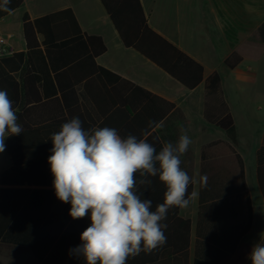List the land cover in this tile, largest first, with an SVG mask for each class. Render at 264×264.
I'll list each match as a JSON object with an SVG mask.
<instances>
[{
  "label": "trees",
  "instance_id": "1",
  "mask_svg": "<svg viewBox=\"0 0 264 264\" xmlns=\"http://www.w3.org/2000/svg\"><path fill=\"white\" fill-rule=\"evenodd\" d=\"M100 1L125 47L187 89L202 82V65L148 25L140 0ZM22 3L11 0V11L0 10V19ZM22 31L26 50L8 49L10 54L0 57V90L7 91L23 128L20 135L5 139L10 167L0 174V245L28 252L35 264H85L70 250L81 244L80 235L90 226V217L72 219L70 203L55 195L48 163L52 134L79 117L85 130L112 127L122 138L132 134L145 139L158 153L163 145L154 128L174 111V104L99 66L96 58L106 51L103 40L83 32L70 8L36 19L24 14ZM258 34L264 44V22ZM241 61L232 52L224 64L234 69ZM205 90L204 117L224 131L227 141L217 140L201 149L200 176L208 180L206 187L198 185L192 264H223L252 227L253 203L243 159L234 148V120L217 73L206 79ZM149 121L154 124L149 126ZM255 163L264 200V141L255 152ZM140 178L137 173V181ZM138 188L141 191L144 186L138 184ZM192 189L190 184L189 195ZM179 222L184 237L178 246L169 241L155 252L129 257L127 264H167L158 257L164 250L177 255L174 264H189L190 220Z\"/></svg>",
  "mask_w": 264,
  "mask_h": 264
},
{
  "label": "crops",
  "instance_id": "2",
  "mask_svg": "<svg viewBox=\"0 0 264 264\" xmlns=\"http://www.w3.org/2000/svg\"><path fill=\"white\" fill-rule=\"evenodd\" d=\"M140 3L148 25L202 65L203 80L195 88L187 89L137 51L125 47L100 0H23L19 8L0 19V35L6 38V47L9 50L25 51L22 31L24 14L36 19L70 8L83 32L102 38L106 51L96 58L99 66L174 104V111L168 114L154 131H157L164 145L166 142L175 143L181 134V128L187 130L192 144L187 153L181 156V167L197 181L200 176L202 147L217 140L227 141L224 131L204 117L205 81L210 75L217 73L221 80L223 99L234 120L237 140L234 148L243 159L245 179L251 195L248 169L242 154L233 110L237 105L242 108L249 107L252 93L264 95V44L260 42L258 34V28L264 22V0H140ZM232 52H237L242 61L234 69H228L224 60ZM229 80L238 87L234 91L235 95L226 90V81ZM263 141L264 132L261 143ZM9 167L6 163L4 168ZM232 167L237 168L235 163H232ZM3 171L0 169V174ZM148 178L152 183L144 186L140 192L142 198L152 201L154 211L158 204L164 202L166 187L159 181L158 176ZM254 178L256 181V163ZM198 185L199 183L192 184V191H198ZM259 195L262 203L257 207L251 195L253 222L250 231L240 241L235 253L223 264H251L248 258L250 252L248 253L247 249H252L257 242L264 243V200L260 191ZM197 211L198 199L193 200L187 208L169 209L167 218L163 221L167 224L166 243L174 241L178 246L184 237L183 223L179 220H190L189 264H192L193 259ZM255 215L260 220L256 231ZM176 256L167 250L158 254V257L166 259L167 264H174ZM31 258L33 260L32 256Z\"/></svg>",
  "mask_w": 264,
  "mask_h": 264
},
{
  "label": "clouds",
  "instance_id": "3",
  "mask_svg": "<svg viewBox=\"0 0 264 264\" xmlns=\"http://www.w3.org/2000/svg\"><path fill=\"white\" fill-rule=\"evenodd\" d=\"M10 3L3 0L0 10L11 11ZM22 132L13 101L6 90H0V153L8 136ZM180 132L175 143L166 142L158 153L145 139L132 134L122 138L112 127L85 130L79 117L52 134L48 163L55 195L70 203L72 219L89 216L91 221L80 235L81 244L70 254L82 257L85 264H127L129 257L151 253L166 243L163 221L169 209L187 208L199 197L195 189L189 195V185L206 187L208 180L203 175L197 181L181 167V156L192 139L186 129ZM156 176L166 191L164 202L153 211L152 201L142 198L138 184L150 185L148 177ZM248 258L251 264H264V243H255Z\"/></svg>",
  "mask_w": 264,
  "mask_h": 264
},
{
  "label": "rangeland",
  "instance_id": "4",
  "mask_svg": "<svg viewBox=\"0 0 264 264\" xmlns=\"http://www.w3.org/2000/svg\"><path fill=\"white\" fill-rule=\"evenodd\" d=\"M245 56V55H244ZM229 89H228V87ZM235 86V87H234ZM238 89L237 85L232 83L231 80L226 81V90L231 91V95H235L234 91ZM249 107L245 108L241 105L234 107L233 114L236 118V126L239 137L240 146L242 148V154L245 158V163L248 169V182L253 198V203L257 207L262 203L259 195L257 184L254 178L255 169V148L261 144V137L264 132V95L254 94L250 96ZM4 159V160H3ZM10 166L9 156L2 152L0 153V169L6 170L5 164ZM259 217L255 215L254 231L257 230ZM260 221V220H259ZM248 253L251 251V247L247 249ZM0 260L3 263L11 264H34L31 256L28 252L18 251L9 247L0 245Z\"/></svg>",
  "mask_w": 264,
  "mask_h": 264
},
{
  "label": "built area",
  "instance_id": "5",
  "mask_svg": "<svg viewBox=\"0 0 264 264\" xmlns=\"http://www.w3.org/2000/svg\"><path fill=\"white\" fill-rule=\"evenodd\" d=\"M6 44H7L6 38L0 35V57H2L3 55L10 54L8 48L6 47Z\"/></svg>",
  "mask_w": 264,
  "mask_h": 264
}]
</instances>
